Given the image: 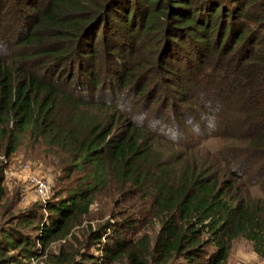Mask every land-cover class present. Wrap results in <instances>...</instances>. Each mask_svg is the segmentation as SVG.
Here are the masks:
<instances>
[{
    "label": "trees",
    "instance_id": "1",
    "mask_svg": "<svg viewBox=\"0 0 264 264\" xmlns=\"http://www.w3.org/2000/svg\"><path fill=\"white\" fill-rule=\"evenodd\" d=\"M151 80L182 96L149 116V98H130ZM196 83L221 106L234 97L258 132L234 139L244 170L216 169L232 161L222 151L176 152L175 133L203 128V103L183 94ZM167 104L186 105L187 132L162 119ZM26 143L63 156V176L15 214L0 168V264H226L238 239L264 261V198L251 194L264 196V2L0 0V154ZM99 197L125 213L94 224Z\"/></svg>",
    "mask_w": 264,
    "mask_h": 264
},
{
    "label": "rangeland",
    "instance_id": "2",
    "mask_svg": "<svg viewBox=\"0 0 264 264\" xmlns=\"http://www.w3.org/2000/svg\"><path fill=\"white\" fill-rule=\"evenodd\" d=\"M259 1L264 2V0ZM258 9V6H254V10ZM142 85L143 83L140 86ZM145 86V94L139 99L138 96H132L130 98V101L136 102L138 100V105L142 107L145 102V99L149 98L150 101L148 100L147 102V105H151L149 116H152L154 113H156V110L158 111L157 107L160 104V107L162 109L163 103H170L169 100L171 99L178 101L182 96L181 94L176 93L173 90L164 89L160 86L158 80H151ZM200 86H202L200 85V83H196L195 85L193 84L192 86L190 85L189 87H186V92L184 91L183 94L185 93L186 96L189 98L191 106H193L195 102L203 103L205 112L203 118L204 120L201 122L203 128L198 129L194 125L193 127L195 128L191 129L192 132L189 130V132L187 133L188 137H186L185 140L183 138H180L179 135L175 133L174 135L178 136V141L180 139L184 141L181 144L180 148H176V152L179 154L184 151L185 153L188 150L187 148H194L193 150H191V155L196 156L199 159H205V157L214 159V155L219 153V151H222L224 157L223 162H226L225 160L230 159L231 156L232 161L228 164V166H226L225 164L224 166H221L216 162V169H220L221 171H230L232 169L237 170L238 168V171H242V169L244 170L245 167L241 165V159L239 163V165L241 166L238 168H233V154L235 157V149L237 147L234 146V144L237 145L234 142V139H239L241 134L253 135L257 134L258 132L255 130L248 131V129L244 127L246 123L242 122V114L240 117V112L238 111V109H240V105H238V102L235 100L234 97L232 98L233 101H228L227 104L224 103L222 105V108L221 104L219 103V100L214 98V96L212 100L211 98L209 99L210 102L208 101L207 95L209 87L203 90ZM206 98L207 100L205 101ZM168 106L169 108L167 112L163 113L159 109L162 119H169L167 120L168 123H170V120H174L176 123L184 125L187 132V123H189V120L184 118L180 113V111H185V109L187 108L186 105L181 108L179 112H176L174 116L170 115L171 106L170 104ZM235 109L237 110V112ZM155 124L157 127H161L159 126V123L155 122ZM205 131H207L209 134L213 133L215 135H212L213 137H209L206 139L196 138L198 135L194 132L203 133ZM225 135L229 137L226 138ZM196 139L198 143L195 142ZM159 144L160 146H163V144ZM240 157L243 158L242 156ZM63 158V156H59L54 152L49 151L45 147L35 148L28 145L27 143L21 146V148L11 157L6 158L2 154H0L1 176L4 179L6 197L7 200L15 201V214L29 210L36 203L42 204L49 198V195H53L58 179L62 178L63 176V173L61 172ZM262 164L264 167V162H262ZM23 166H27L29 172L34 176L43 178L47 181L49 186V195L45 201H41L40 199L36 198L33 192L27 190L25 184L23 183L22 176L19 175L20 171H16L17 176L14 178L7 177L9 169L18 170V167ZM255 166L256 164H254V166L252 165L253 168L251 171L253 174L251 175V177H253L255 173H257V170L260 167L258 166L256 169H254ZM252 192L253 193L251 194L253 196L255 195L257 197L264 198V196L261 195V192H259L257 189H252ZM102 197L109 199L106 194L102 195ZM99 201V205L93 208L91 214V218L96 219V221H94V224H105L107 217L111 212H114L117 215H123L125 213L124 209L115 206L113 202L109 200L102 201L101 197H99ZM125 209L127 210V208ZM115 221L116 220H113L112 223H114ZM59 244V242L52 244L50 250L56 251V248ZM37 263L44 264L43 260H40ZM226 264H264V261L253 252L252 245L250 242L245 241L243 239H238L232 243Z\"/></svg>",
    "mask_w": 264,
    "mask_h": 264
},
{
    "label": "built area",
    "instance_id": "3",
    "mask_svg": "<svg viewBox=\"0 0 264 264\" xmlns=\"http://www.w3.org/2000/svg\"><path fill=\"white\" fill-rule=\"evenodd\" d=\"M16 171H20L19 175L22 176V180L25 184V187L27 188V190L33 192L36 198L40 199L41 201H45L48 198L49 186L45 179L31 174L27 166L18 167V170L9 169L7 177H16Z\"/></svg>",
    "mask_w": 264,
    "mask_h": 264
}]
</instances>
